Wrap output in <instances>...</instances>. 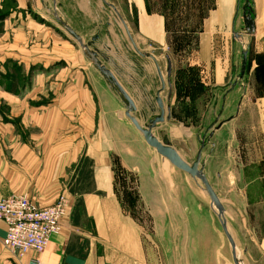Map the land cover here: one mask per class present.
I'll return each instance as SVG.
<instances>
[{
	"label": "crops",
	"instance_id": "0c3cea01",
	"mask_svg": "<svg viewBox=\"0 0 264 264\" xmlns=\"http://www.w3.org/2000/svg\"><path fill=\"white\" fill-rule=\"evenodd\" d=\"M11 1L8 5L0 0V10L6 8V15L0 16V200L24 195L37 207H46L65 195L68 207L61 230L51 236L46 250L31 251L21 260L4 246L6 224L0 219V264H166L160 246L158 258L152 256L130 200L136 194L142 216L160 217L173 214L182 196L174 178L153 175L148 163L151 146L120 112V97L84 47L89 45L101 61L104 51L119 47L124 37L119 14L133 46L134 29L138 37L161 44L166 15L150 9L149 0ZM250 2L255 32L254 143L249 151L256 154V163L264 164V0ZM216 5L220 7L219 0ZM215 17L220 21L219 11ZM109 59L113 61L108 53L102 63L134 98L138 110L140 95L154 89L150 65L137 68L132 56L125 75L108 65ZM174 71L172 67V81ZM31 100L44 102L30 105ZM2 103L20 110L6 114ZM14 117L18 127L6 120ZM233 119L236 116L227 120ZM250 213V242L242 258L247 263L246 252L252 254L255 247V259L264 264V196ZM236 241L243 246L241 237Z\"/></svg>",
	"mask_w": 264,
	"mask_h": 264
},
{
	"label": "rangeland",
	"instance_id": "374dc122",
	"mask_svg": "<svg viewBox=\"0 0 264 264\" xmlns=\"http://www.w3.org/2000/svg\"><path fill=\"white\" fill-rule=\"evenodd\" d=\"M149 2L150 9L166 15L165 40L160 44V41L142 39L134 29V33H130L134 47L125 33L127 24L119 14V26L124 37L120 38L119 47L114 49L110 45L111 52L102 51V61L105 62L103 57L107 59L109 53L113 61L109 59L107 64L117 67L116 71L125 75L131 68L132 56L137 68H142L143 64L150 65L154 89L148 95H140L142 100L138 102L136 114L141 124L147 125L160 114L157 102L160 96L166 116L167 107L171 108V119L159 123L153 129L154 134L164 142L169 141L189 163L196 159L201 144H206L200 169L218 195L226 227L242 258L250 242L251 234L246 223L251 225L253 222L251 208L257 199L264 196V164L256 163V154L249 151L254 143L253 34H248L245 29V0H232L230 6L227 0H219V8L216 0ZM7 3L13 4L11 0ZM5 10H0V16L6 15ZM218 11L223 20L214 19ZM234 18L236 22L233 25ZM138 51L155 54L159 58L155 57L165 80L164 89L155 62ZM244 51H248V66L241 76ZM167 56L175 69L174 81L170 76V84ZM24 78L26 76L23 75ZM114 91L120 97L118 108L124 114L125 102ZM43 102L31 100L30 105ZM1 110L6 114H17L20 109L2 103ZM233 116L236 119L227 120ZM6 120L19 126L15 117ZM136 131L144 138L140 131ZM150 148L148 163L153 175L174 178L177 192L182 196L181 202L176 201L173 214L160 217L146 213L142 216L138 196L131 197L130 206L145 228L152 256H158L160 246L166 264H237L232 244L221 224L220 210L207 193L205 184ZM129 175L137 177L132 172ZM238 237H241L242 247L237 244ZM254 249L252 254L246 252L247 263L242 258L243 264H262L255 259Z\"/></svg>",
	"mask_w": 264,
	"mask_h": 264
},
{
	"label": "water",
	"instance_id": "95a60500",
	"mask_svg": "<svg viewBox=\"0 0 264 264\" xmlns=\"http://www.w3.org/2000/svg\"><path fill=\"white\" fill-rule=\"evenodd\" d=\"M243 18L245 23V29L248 34H253L255 32V20L253 17L252 12V5L250 0H245V5L243 6ZM71 34L79 41H81L80 36L76 34L73 30L69 29ZM134 46H136L134 44ZM90 59L94 62L95 66L98 68V70L101 72V74L106 78L108 83L111 85V87L118 92V94L122 97L123 101L125 102L126 111L125 115L130 119L132 124L136 127L138 131H140L147 142L149 146L156 149V151L163 156L164 158H167L171 164H173L176 168L188 173L193 178H199L201 181L205 184L206 189L208 191V194L210 195L211 199L214 203H216L219 206V213H220V219L222 227L227 235V237L230 240V243L232 244V248L235 254V257L237 259L238 264H243L242 258L238 255L237 247L234 245V241L232 236L230 235L229 230L227 229L226 220L223 216V210L220 205V201L218 198V195L214 191L213 187L209 183L208 179L204 175L203 171L200 169L201 165V158H202V151L205 147V143L203 142L201 144V147L197 153L196 159L189 163L186 160L182 158L178 150L172 146V144L169 141H162L160 140L153 132V129L159 124L164 122L165 120L171 119V108L170 106L167 107V116H166V109L163 100L160 98V96L157 97V102L160 107V114L157 115L155 118L151 119L149 123L146 126H143L138 118L133 114L137 110V106L134 102V100L131 98V96L128 94L126 89L122 86V84L119 82L117 77L114 75V73L106 67L102 63V61L99 59L98 53L95 50H90L89 45H84ZM141 55L149 56L152 59L156 60L155 57L152 54H143L142 52L138 51ZM168 59V80L170 84V76L172 72V61L169 56H167ZM248 66V51L243 52V66L241 71V76H244L246 69ZM159 69V68H158ZM160 72V69H159ZM160 77L162 79V87L165 88V80L162 76V73L160 72ZM213 135V132L211 133V136Z\"/></svg>",
	"mask_w": 264,
	"mask_h": 264
},
{
	"label": "built area",
	"instance_id": "2783aa9c",
	"mask_svg": "<svg viewBox=\"0 0 264 264\" xmlns=\"http://www.w3.org/2000/svg\"><path fill=\"white\" fill-rule=\"evenodd\" d=\"M67 207L65 195L46 207H37L24 195L0 200V219L6 224L4 246L18 260L31 251L44 252L51 236L61 230Z\"/></svg>",
	"mask_w": 264,
	"mask_h": 264
},
{
	"label": "bare ground",
	"instance_id": "6f19581e",
	"mask_svg": "<svg viewBox=\"0 0 264 264\" xmlns=\"http://www.w3.org/2000/svg\"><path fill=\"white\" fill-rule=\"evenodd\" d=\"M155 65V64H154ZM156 66V65H155ZM156 70V69H155ZM129 94V93H128ZM130 95V94H129ZM132 98V97H131ZM132 99H134V98H132ZM135 102V101H134ZM136 104V103H135ZM137 106V105H136ZM135 113H136V111H135ZM134 113V114H135ZM144 125V124H143ZM146 126V125H145ZM195 179V178H194ZM196 179H199V178H196ZM207 190V189H206ZM207 193H208V191H207ZM217 205V204H216ZM218 206V205H217ZM218 208H219V206H218ZM236 263H237V259H236ZM238 264V263H237Z\"/></svg>",
	"mask_w": 264,
	"mask_h": 264
}]
</instances>
